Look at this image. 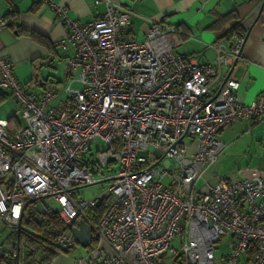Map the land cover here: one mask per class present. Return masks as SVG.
<instances>
[{
	"label": "built area",
	"instance_id": "1",
	"mask_svg": "<svg viewBox=\"0 0 264 264\" xmlns=\"http://www.w3.org/2000/svg\"><path fill=\"white\" fill-rule=\"evenodd\" d=\"M38 1L64 23L57 43L72 55L60 89L33 90L0 52V94L12 104L0 117V219L13 238L34 198L64 224L55 244L77 250L73 264H264V175L212 181L209 171L224 149L218 130L243 117L264 119V88L244 103L239 80L221 75L243 35L230 48L209 44L214 60L200 63L175 51L173 23L155 19L135 40L134 12L122 0H92L104 8L84 23L62 3ZM7 23L0 17V28ZM96 136L105 148L93 154ZM166 174L170 187L161 182ZM101 181L109 184L99 195H76ZM101 200L106 209L94 221L89 210ZM78 221L91 233L86 246L71 233ZM222 235L227 250L216 262ZM15 255L0 245V256Z\"/></svg>",
	"mask_w": 264,
	"mask_h": 264
},
{
	"label": "crops",
	"instance_id": "2",
	"mask_svg": "<svg viewBox=\"0 0 264 264\" xmlns=\"http://www.w3.org/2000/svg\"><path fill=\"white\" fill-rule=\"evenodd\" d=\"M54 1L66 7L69 18L82 23L98 16L104 8L102 3L92 4V0ZM122 1L134 12L129 32L135 40L145 37L155 19L173 23L178 27L179 39L175 51L194 56L200 63L214 60L215 51L209 44L230 48L235 37L243 35L240 54L230 65L221 67V75L230 73L239 80L236 97L244 103L251 102L264 88V3L258 13L264 0ZM11 16L13 24L0 28V52L12 63L16 79L30 82L33 90L60 89L68 77L65 63L72 55L68 45L57 43L66 33L64 23L38 0H0V17L9 22ZM16 25L23 32H17ZM236 25L237 33L230 36L227 32ZM4 98L0 94V104ZM216 137L224 149L209 170L212 181L223 175L236 179L264 175V119H237L218 130ZM10 236V242H4L8 252L16 247ZM71 251L59 252L50 264H73L77 250Z\"/></svg>",
	"mask_w": 264,
	"mask_h": 264
},
{
	"label": "trees",
	"instance_id": "3",
	"mask_svg": "<svg viewBox=\"0 0 264 264\" xmlns=\"http://www.w3.org/2000/svg\"><path fill=\"white\" fill-rule=\"evenodd\" d=\"M15 11L16 10L12 11L13 16V12ZM9 18L10 21L7 23V25H12V16ZM18 27L19 25H16V31L23 32L22 29ZM237 27V25L234 26L227 33L230 36L234 33H237ZM32 37L36 38L37 35L32 34ZM25 209H28L27 217L24 216ZM105 209L106 202L105 200H101L94 209L89 210V215L94 221H96L103 214ZM24 210L20 219V230L18 233V238L17 233H15V237L13 238L15 239V241L16 239H18V249H16V247L13 248V250L16 252V255L14 257L0 256V262H3L4 264H14L17 258L18 264H25L24 259H27V261H29L30 258H32L35 261V264H50L52 259L59 252H61L60 249L56 246L55 240L58 234L64 229V224L57 215L53 213L47 214L46 212H42L39 208V202L37 200L26 203L24 206ZM11 234H13L12 230L10 231L8 236H10ZM246 252L247 255H250L253 252V248L249 246ZM36 254H39L38 259H35ZM176 261L180 260L176 259Z\"/></svg>",
	"mask_w": 264,
	"mask_h": 264
},
{
	"label": "rangeland",
	"instance_id": "4",
	"mask_svg": "<svg viewBox=\"0 0 264 264\" xmlns=\"http://www.w3.org/2000/svg\"><path fill=\"white\" fill-rule=\"evenodd\" d=\"M66 64V63H65ZM73 87H79V83L77 82H73L72 83ZM12 113V104L9 101V99L7 97L4 98V101L0 104V117L2 116L3 118L9 116ZM186 140V138H185ZM105 148V143L99 138V137H94L93 139V143L91 145V152L93 154L96 153V151H101L102 149ZM100 175V174H98ZM161 182L167 186L170 187L171 186V178L169 174H166L162 177ZM201 180L198 182V185L200 184ZM109 182L108 181H101V182H97L94 183L92 185H88V186H83V187H79L77 189L76 195L79 197H84V198H92L95 197L97 195H99L100 193H102L108 186ZM27 211L28 209L24 210V216L27 217ZM11 229L10 227L0 219V245L3 244L4 242L8 243L10 242L11 236H8L10 233ZM176 248H178V243L177 241H175V244H173ZM215 247H216V258L215 261L217 262L220 258L221 255L223 254V252H225L227 250V239L225 235H222L219 239L218 242L215 243ZM1 251L4 252L5 248L2 247ZM73 252V251H70ZM77 256V255H75ZM39 258V254L35 255V259ZM24 263L26 264H35V261L30 258L29 261H27V259H24ZM0 264H4L3 262H0ZM19 264H23V263H19Z\"/></svg>",
	"mask_w": 264,
	"mask_h": 264
},
{
	"label": "water",
	"instance_id": "5",
	"mask_svg": "<svg viewBox=\"0 0 264 264\" xmlns=\"http://www.w3.org/2000/svg\"><path fill=\"white\" fill-rule=\"evenodd\" d=\"M263 3H264V1L261 2L258 13L261 11ZM246 35H247V33L244 36H246ZM239 54H240V50H239ZM229 74L230 73H228L226 76H228ZM167 163H168V160H165L164 164H167ZM90 170L94 171V169H92V168H90ZM35 200L36 199H34V198H30L27 200V203L31 202V201H35ZM39 208L41 209L42 212H44V208L41 204L39 205ZM19 230H20V223L17 225V227L15 229V233H17V238H18ZM71 233L73 234V236L77 240V242L83 246H86L90 242L91 233H90L88 224L83 222V221L79 222L76 226H73L71 228ZM16 249H18V239H16ZM14 264H18L17 258H16Z\"/></svg>",
	"mask_w": 264,
	"mask_h": 264
}]
</instances>
